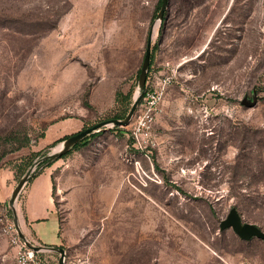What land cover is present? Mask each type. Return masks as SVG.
<instances>
[{"label": "rangeland", "instance_id": "rangeland-1", "mask_svg": "<svg viewBox=\"0 0 264 264\" xmlns=\"http://www.w3.org/2000/svg\"><path fill=\"white\" fill-rule=\"evenodd\" d=\"M159 1L0 0V172L17 184L55 140L127 115L139 93L127 125L53 161L61 240L50 222L45 238L65 264H264V239L220 228L234 207L264 230V0H169L162 21ZM0 216L15 222L13 205ZM15 251L0 236V264Z\"/></svg>", "mask_w": 264, "mask_h": 264}, {"label": "water", "instance_id": "water-1", "mask_svg": "<svg viewBox=\"0 0 264 264\" xmlns=\"http://www.w3.org/2000/svg\"><path fill=\"white\" fill-rule=\"evenodd\" d=\"M169 0H162L161 8L158 12V18L162 21L165 12L168 8ZM151 45H152V37L150 36L147 44L146 53L143 59L142 67L140 69L139 74V89L142 90L146 84L147 80V72L150 66V60H151ZM141 100V94H137L136 98L134 100V103L129 110L128 114L123 119L118 118H111L106 119L103 121H100L96 123L95 125L91 127H87L79 132H76L66 139L62 141V146L59 148V150L54 151L52 153H49L48 155L37 158L34 163L28 168V170L23 174V176L19 179L18 183L16 184L15 188L12 191V195L10 197L9 203L13 205L14 207V220L15 224L18 230V234L20 238L25 242L28 248L36 251V252H43L45 250H53L58 251L59 256V264H65V258H66V249L64 247H58L55 245H41V244H35L31 242L27 235L22 231V229L19 226V220L18 215L16 211V203L18 202L19 196L25 187V185L29 182V180L42 168H44L49 163L55 161L59 157H61L63 154H65L69 149H71L75 144H77L79 141H81L83 138H85L87 135L94 131L101 130L103 128L109 127V126H125L127 125L135 111L136 108ZM228 227H232L234 231L245 240L250 239L253 236L260 237L264 239V230H262L258 225L250 222H244L242 220L241 215L238 213L236 208H232L229 214L226 218H224L220 223V228L225 229Z\"/></svg>", "mask_w": 264, "mask_h": 264}, {"label": "crops", "instance_id": "crops-1", "mask_svg": "<svg viewBox=\"0 0 264 264\" xmlns=\"http://www.w3.org/2000/svg\"><path fill=\"white\" fill-rule=\"evenodd\" d=\"M16 173V170L12 168H6L0 172V206H3L4 209L9 204L12 191L16 186ZM53 174V165L45 167L25 185L19 196L23 203V212L19 216V221L24 227L26 235L41 245H56L61 240L60 218L54 199ZM48 222L52 224L53 228L57 227L58 243L53 240L50 242L44 236L42 224Z\"/></svg>", "mask_w": 264, "mask_h": 264}, {"label": "built area", "instance_id": "built-area-1", "mask_svg": "<svg viewBox=\"0 0 264 264\" xmlns=\"http://www.w3.org/2000/svg\"><path fill=\"white\" fill-rule=\"evenodd\" d=\"M161 93L157 90H149L145 99L147 100V121H152L153 115L158 109ZM147 121H143L145 125ZM139 164V161H137ZM6 209V208H5ZM4 209V210H5ZM0 220L3 222V226L0 230V236H6L9 238L11 244L16 249L15 260L17 264H48L47 259H43L39 256V252H36L27 247L25 242L20 238L18 230L14 221L5 216H0Z\"/></svg>", "mask_w": 264, "mask_h": 264}, {"label": "trees", "instance_id": "trees-1", "mask_svg": "<svg viewBox=\"0 0 264 264\" xmlns=\"http://www.w3.org/2000/svg\"><path fill=\"white\" fill-rule=\"evenodd\" d=\"M161 4H162V0H160L159 1V5H158V8H160L161 7ZM166 13V12H165ZM153 60V50H151V60H150V62ZM140 74V73H139ZM124 117H126V114H124V115H117V116H114V117H112V118H118V119H123ZM111 119V118H110ZM120 127H118V126H114L113 127V129H119ZM85 129V128H84ZM83 130V129H82ZM92 134H95V133H90L89 135H87L85 138H83L80 142H78L77 144H75L74 145V147H76V146H78V144H80V143H83L85 140H87V137H89V136H91ZM70 135H72V134H67V135H65V136H63L62 138H60L59 140H56L55 142H57V141H62V140H64V139H66L67 137H69ZM34 152V155H35V157L33 158V160L31 159V161L33 162L37 157H39L40 156V152L39 151H33ZM70 152V151H69ZM68 152V153H69ZM68 153H65V154H63L61 157H63V156H65V155H67ZM60 157V158H61ZM31 162V163H32ZM30 163V164H31ZM53 164V162H51V163H49L48 165H46L45 167H47V166H51ZM44 167V168H45ZM44 168H42L40 171H38L30 180H29V182L34 178V177H36ZM25 172V170L21 173V174H19L20 176H18V177H21V175L23 174ZM28 182V183H29ZM39 254V256L41 257V258H43V259H47V257H46V255H44L42 252H39L38 253Z\"/></svg>", "mask_w": 264, "mask_h": 264}, {"label": "bare ground", "instance_id": "bare-ground-1", "mask_svg": "<svg viewBox=\"0 0 264 264\" xmlns=\"http://www.w3.org/2000/svg\"><path fill=\"white\" fill-rule=\"evenodd\" d=\"M61 146H62V145H61ZM61 146H60V147H61Z\"/></svg>", "mask_w": 264, "mask_h": 264}]
</instances>
